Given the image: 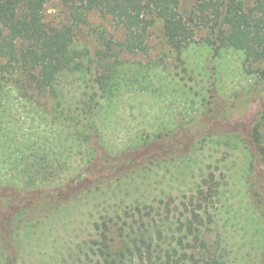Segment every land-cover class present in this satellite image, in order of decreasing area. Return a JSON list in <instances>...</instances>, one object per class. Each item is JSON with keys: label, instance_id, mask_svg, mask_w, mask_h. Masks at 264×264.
I'll return each instance as SVG.
<instances>
[{"label": "trees", "instance_id": "trees-1", "mask_svg": "<svg viewBox=\"0 0 264 264\" xmlns=\"http://www.w3.org/2000/svg\"><path fill=\"white\" fill-rule=\"evenodd\" d=\"M187 1L0 0V185L34 191L107 180L93 190L96 218L87 238L66 246L54 264H248L241 240L221 231L233 218L219 222L220 187L210 195L217 206L200 201L201 179L190 194L176 197L177 207L146 185L149 169L135 170L133 186L123 172L113 179L132 159L111 161L116 155L110 157L99 130L128 93L155 96L162 85L170 88L179 76L172 69L186 66L191 46L201 44L212 59L238 53L244 73L264 77V0ZM53 2L65 7V18L49 25L44 12ZM151 38L164 48L155 61L126 58L146 53ZM171 56L174 67L164 60ZM197 64L183 72H200L193 96L203 102L210 89L202 77L213 74L217 82L218 75H204ZM261 138L257 157L264 163ZM140 140L137 135L131 148ZM70 169L75 174H63ZM256 226L261 253L255 261L263 264L264 229Z\"/></svg>", "mask_w": 264, "mask_h": 264}, {"label": "rangeland", "instance_id": "rangeland-1", "mask_svg": "<svg viewBox=\"0 0 264 264\" xmlns=\"http://www.w3.org/2000/svg\"><path fill=\"white\" fill-rule=\"evenodd\" d=\"M65 11V7L50 3L44 21L49 25L61 23ZM90 23L94 26L98 22L92 17ZM197 24L190 26L196 28ZM200 36L204 33H197ZM149 41L146 53L129 52L126 58L142 64L155 61L164 48L159 38ZM189 53L185 56L186 66L197 62L204 75L216 71L218 81L213 74L206 80L202 77L210 91L205 93L203 102L197 101L193 93L198 91L195 82L201 80L200 72L184 73L187 67L178 64L172 70L179 76L170 88L162 85L160 94L132 92L122 97L99 128L110 157L116 155L111 161L132 159L112 177L123 172L127 183L133 186L135 170L149 169L146 185L154 186L155 193L164 200L171 197L177 207L182 200L176 197L190 194L189 189L200 185L201 179L204 182L200 201L211 202L210 195L220 187L225 193L220 205L224 203L225 208L219 214V222H226L228 216L233 218L228 221L230 227L221 231L236 242L241 240L245 262L258 264L261 245L257 222L264 229V163L260 154L257 157L264 135V77L244 73L238 53L212 59V53L208 54L201 44L191 46ZM164 60L174 67V56ZM48 106L45 104L44 108ZM137 135L141 138L139 146L131 148ZM69 172L74 170L63 174ZM106 182L88 180L34 191L2 183L0 264L5 258H10L11 264L15 258V264H54L66 246L87 238L89 223L96 218L98 198L93 190ZM212 202L219 205L216 200Z\"/></svg>", "mask_w": 264, "mask_h": 264}]
</instances>
